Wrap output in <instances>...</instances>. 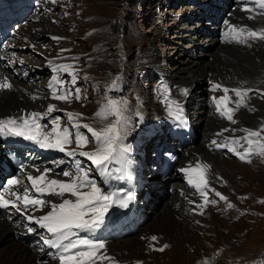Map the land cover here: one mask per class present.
<instances>
[{
	"label": "rangeland",
	"instance_id": "374dc122",
	"mask_svg": "<svg viewBox=\"0 0 264 264\" xmlns=\"http://www.w3.org/2000/svg\"><path fill=\"white\" fill-rule=\"evenodd\" d=\"M178 1L134 0V3H131L130 0H57L55 4L47 2L48 8L56 16L55 19L48 17L51 23L60 19V28L65 26L67 29L68 26H72L71 30L67 29L69 32L64 31L62 35H53L64 37L60 41L52 40V36L45 35L44 43L47 45V55L53 57L51 59H55L60 54V49L71 50L61 54L65 59L57 62H70L76 66L79 73L76 86L81 88L82 99L79 101L72 100L71 103L67 104L61 103V101L48 99L50 93L43 91L42 97L45 98H43L42 106L46 107L51 102L64 109L65 112L82 113L83 119L79 121L80 123H89L99 128L101 125L91 118L98 110V105L103 102L102 97L105 88L113 78L119 76L121 78L120 90L110 93V95L117 98L123 97L128 101L127 114L131 116L130 127L132 130L125 139V143L132 146L133 154L131 157H135L136 151H139L140 146L146 143V137L152 133L150 120L155 118L154 108L166 106L161 82L170 86L168 94L173 98L181 95L178 90L185 89L187 85L186 82H182L180 85L173 83L170 80L174 78L172 75L170 78L165 77L162 69L152 61L153 55H151L159 52L164 53L169 58L175 54L181 60L186 58L187 53L185 51L189 47H180L177 40L172 41L170 39L171 35L174 34L172 33L174 30L172 26L175 25L174 17L179 11V8L175 6ZM37 29L39 30L40 26ZM38 40L35 37H28L30 44L38 43ZM174 46L180 48L178 53H175L176 49L173 50ZM68 57H79V59L70 61L66 59ZM44 59L47 60V57ZM165 65L170 70L167 62L163 64V66ZM252 68L242 67L239 70L244 78L236 76V78L228 80L224 77H213L217 83L235 84L236 86H239V82L242 80L247 81L245 87L257 91L249 94L248 107L239 109L235 115L238 122L233 125L216 111L212 101L215 93L209 89L205 90L203 95L205 107L210 105L211 116L217 120L213 119L223 123L216 122L217 126L214 130H208L206 133L200 132L201 127L197 131V126L194 129L197 133L194 136L195 143L207 142L211 136L210 133L224 125L229 129L243 127L255 129L264 124V95L261 94L264 92V71L258 78V70L254 72ZM51 75L49 66H46L45 79ZM64 78L70 80L66 74H64ZM46 86L43 85L42 88L46 90ZM199 91L196 88L195 94H198ZM229 95L233 100L236 99L232 92H229ZM188 100L191 101V97ZM244 108L249 109L253 116H257L260 122L257 126H244L241 123L240 111ZM186 111L191 115L194 112V107L189 105L186 107ZM136 113H139V116ZM54 115H60L62 123L67 121L63 112L54 113ZM220 131L221 129L218 130V132ZM88 135L90 137V134ZM241 135L243 134L240 132L235 133V136ZM224 137L232 138L233 134L231 132L223 133L219 138L221 142H224ZM195 143H192L193 147L197 145ZM72 147L75 145L73 144ZM93 147L94 144L90 143L85 150H91ZM208 147L206 143V148ZM203 150H205V144ZM238 150L243 151L239 148ZM196 153L192 156L193 158L196 156L205 161L200 150H196ZM208 153L213 154L210 151ZM214 154L220 155V153ZM21 156L23 155L21 154ZM220 157L226 159L233 170H229V166L226 165L230 173L227 172L224 165L221 166L223 170L215 168L211 160L213 169L210 173L211 179L214 176L223 178V181L219 180L218 184H215L214 181L211 183L216 190L228 196L230 202H235V204L233 203L235 207L228 209L226 203L220 201L217 206L208 205L203 208L204 214L200 215L201 209L196 208L194 212V206L185 200L188 193L185 194L183 191L173 188L176 197L181 198L182 204H185L184 206L187 208L185 217L186 219L190 218V221L188 220L190 226L187 231L183 230H186L188 224L183 225L181 233L174 235V240L170 242L167 239L166 241L161 240L162 233L141 230L144 225L150 224L154 220L156 224L163 225L170 218H167V215L163 216V219H154L153 214L151 215L148 210L146 219L141 220L133 229L123 231L120 234L121 239L128 238L130 235L141 237L140 239L145 245L143 253L146 257L126 258L125 256H118L117 254L127 251L115 249L111 255H114L113 257L119 264H137V262H143V264H205V262L207 264H264V203L260 202L264 200V156L254 154L251 157V163L241 161L232 153L228 155V152L225 156L227 158L222 155ZM224 170L228 174L226 177L223 173ZM101 186L104 187V185ZM167 188L172 187L165 183L160 195L164 196L163 192H165L166 196L160 197L158 195L156 201V210H154L160 215L164 214L160 210L166 205L165 198L169 195ZM210 198L214 199L215 197L210 194ZM127 211L128 208H119V216H123ZM149 215H151V220ZM153 235L158 238L156 242L151 241ZM144 240L146 241L144 242ZM150 244H154L157 249L164 244L169 245V247L161 252L153 250L149 247Z\"/></svg>",
	"mask_w": 264,
	"mask_h": 264
},
{
	"label": "snow or ice",
	"instance_id": "6c2138e0",
	"mask_svg": "<svg viewBox=\"0 0 264 264\" xmlns=\"http://www.w3.org/2000/svg\"><path fill=\"white\" fill-rule=\"evenodd\" d=\"M36 2L39 3L40 0ZM45 2L55 4L57 0H45ZM240 10L248 13L247 20L264 18V0H243ZM243 19L245 17L241 18ZM224 23L227 26L223 33L225 43L251 47L253 42H264V25L254 27L244 23L229 21ZM51 39L60 41L64 37L52 36ZM6 48H15V45L0 44V49ZM70 51V49H60V54L55 59L46 60L52 73L46 86V90L50 93L47 98L66 104L71 103L72 100L82 99L81 88L76 86L79 79L76 66L70 62H57L65 59L61 54ZM66 59L76 61L79 57ZM0 61H4L6 67H14L17 63L22 66L25 63L15 51L10 55L0 54ZM16 74L28 77L29 72L17 70ZM64 74L70 77V80L65 79ZM120 79L119 76L113 78L105 88L103 102L98 105V110L91 118L101 125L99 128L89 123H80L79 121L83 119L82 113L65 112L51 102L46 107L42 106L43 110L21 109L17 113L0 116V138H20L40 149L58 151L67 158L53 161L54 166L49 167L38 165L29 167L21 163L18 167L19 178L14 174L0 187V209L8 212L10 219L11 214H19L26 233L38 237L36 243L39 251L44 252L45 248L49 249L46 255L58 264H119L113 256L107 254L106 242L94 236L105 226L110 208L127 209L135 198L131 189L116 188L110 183L113 180L129 178L128 166L131 163L132 146L125 143L126 137L132 130L131 116L127 114L128 101L126 98L110 95L120 90ZM247 83L242 80L239 86L231 89L221 83L211 85L214 92H223L220 97L212 98L216 111L233 125L238 122L235 115L239 109L248 107L249 94L257 91L245 87ZM161 85L168 116L176 127H186L187 120L182 103L168 94L169 85L164 82H161ZM13 88L14 84L8 77H0V90ZM178 91L186 96L189 90L185 88ZM229 92L234 94L235 100ZM261 94L264 95V92ZM29 95L34 101L45 98L37 94L29 93ZM230 103L234 104V107H230ZM58 112H63L66 116L65 123H62L60 115H53ZM136 115L139 116V113ZM226 132H231L233 137H224V142L213 139L211 144L215 148H226L241 161L248 163H251L254 154L264 156V124L255 129L224 128L216 135L222 136ZM237 132L243 135L235 136ZM90 143H93L94 147L85 150ZM73 144L75 147H72ZM238 148L243 151H239ZM163 155L171 157L170 153ZM113 165L116 167H112ZM209 168L208 164L197 162L194 167L189 165L180 169L186 175L188 185L195 189L201 198L202 203L199 204L190 201L195 205L194 212L196 208L201 209L200 215L204 214L203 208L216 205L218 201L225 202L228 209L235 207L228 196L213 187L207 177ZM217 179L223 181L222 177ZM101 185H107V188ZM210 194L218 200L211 199ZM46 196L57 199L53 201L46 199ZM260 202L264 203V200ZM157 239V236H151L152 242H156ZM149 247L162 252L169 245L164 244L158 249L154 244H150Z\"/></svg>",
	"mask_w": 264,
	"mask_h": 264
},
{
	"label": "bare ground",
	"instance_id": "6f19581e",
	"mask_svg": "<svg viewBox=\"0 0 264 264\" xmlns=\"http://www.w3.org/2000/svg\"><path fill=\"white\" fill-rule=\"evenodd\" d=\"M242 2L243 0H179L176 3V8H179V11L174 17L173 22L175 25L172 26L174 30L171 28L174 34L171 35L170 39H172V41L177 40V44L180 47H189L188 50L185 51L187 53V55L185 54L186 58L181 60L179 56L175 54L178 53L180 49L175 46L173 50L176 49V52L172 58L159 52L151 55H153L152 61L162 69L165 77L167 76L170 78L172 75L174 78L170 80L173 83L180 81L187 83L186 88L189 90L188 95H179L176 97L184 108L187 126L176 127L171 118L165 125H163V122L153 125V129L160 131L162 145L161 147H156L155 155L147 156L149 159L148 167L145 171L146 174H144L143 168L141 166L138 167L132 160L131 152V163L128 166L129 178L110 182L116 188L122 187L131 189L134 192L135 198L130 204V211L122 219H117L116 217L118 207L110 208L106 217L105 226L95 234L94 238L102 239L106 242L107 254L116 249L117 251H127L126 253L117 254L118 256H125L126 258L138 256L146 257L143 253L145 245L140 239L141 237L130 235L128 238L125 237L121 239L117 237L115 233V230L122 226L124 222H127V224L124 225L126 228L134 227L140 218L138 212L144 211V213H147L149 210L151 215L153 214L154 219H163V216L167 215V218L170 217L163 225L156 224V221L153 219L154 221L152 223L143 224L144 226L141 229L143 231L149 230L150 232L156 231L162 233V241H166L167 239L172 242L174 240V235H178L183 229V225L188 224L186 230H183L187 231L190 226V218L186 219L185 215L187 212L185 210L187 208L184 206L185 204H182L181 198H177L176 194L173 192L175 186L166 189L169 191V195L165 198L166 205L164 204L165 206L160 210L161 213L164 214L160 215V213L155 212L158 197L166 196L165 192H163L164 196L160 195L162 192V190L160 192L162 184H165L168 180H170V184L172 182L176 183L178 180L177 178L184 176V173L177 172V165L183 163L187 166L192 165L194 167L197 162L204 164V162L210 159L213 161L215 168L220 169L221 166L226 165L229 166V170H233L226 159L221 158L220 155L208 153V150L213 148L211 144L213 139L221 142V139H219L216 134H213V137L208 139L207 142L201 143L202 145L195 143L197 145L194 147L192 145L194 142L192 134L197 126V131L201 127V133L214 130L217 126L216 122L218 121L211 116L210 105L206 108L203 102L205 90L211 89V75L221 76L228 80H232L236 78V76L244 78V75H242L239 70L242 67L248 69L253 67L252 71L255 72L258 70L259 78L260 74L264 71V42H253L251 47L223 42V33L227 28L224 23L225 21H229L230 23H244L254 27L264 25V18L257 17L256 20L246 19L248 13L240 10ZM242 17H245V19L241 20ZM51 18H56L53 12H51ZM49 20L50 19L47 18L40 23L42 24V28L36 33L39 37L38 43L30 44L24 40L23 42H19L18 45V47L22 49L8 48V52L10 53L15 51L18 54L26 56L24 65L21 66L17 63L14 67H6L5 62L0 61V76L8 77L13 82L14 86H16L15 90H0V116L17 113L21 109L26 111L43 110V99L34 101L25 89L31 90L34 94L41 97L43 96V91H47L42 88V86L46 84L45 80H42L41 84H39V82L35 83L41 78V73L45 72V67L48 66L44 57H47V59L53 58L47 55L48 50L47 47H45L47 45L44 43L45 35H62L64 31H68L67 29H72V26H68L67 29L65 26L64 28H60V19H57L55 23H51ZM159 31L161 32V30ZM8 32L10 31L8 30ZM26 32L27 34L32 33L31 27H29ZM32 35L34 34L32 33ZM2 41L3 36L0 35V44H2ZM165 62L169 64L170 70L166 65L163 66ZM17 70H27L29 72L28 77L17 75ZM256 81L258 82V80ZM230 87L231 86L228 88ZM196 88L200 90L198 94H195ZM189 97H191L192 101L188 100ZM189 105L193 107L197 105V112L189 115L186 111V107ZM28 107H30V109H28ZM161 108L162 107H158L157 110H161ZM240 115L241 123L244 126H257L258 123H260L257 116L250 114L247 108L242 109ZM171 122L172 130L166 131ZM206 143L209 146L208 148H206ZM204 144L205 150H203ZM189 150L191 151L188 153ZM196 150L201 151L205 161L196 156L194 158L192 157L194 154H197ZM20 152H23L24 157H18V153ZM175 152H181L183 155H192L191 158L193 162L180 161L176 165L174 163ZM164 153H170L171 157L163 155ZM201 153H199V155H201ZM62 158L67 159L64 157V154L58 151L40 149L38 146L30 142H25L20 138H0V182L19 173V166H16L15 163L18 165L24 163L29 167L32 165L49 167L54 166L52 163L53 161ZM226 166L225 169H227ZM62 167H65V165H62ZM221 169L223 170V167ZM228 169L227 172H229ZM57 171H59V169H57ZM227 172L226 170L223 172L225 173V177L228 175ZM191 189L192 187H190V190ZM45 198L53 201L57 199L52 196H46ZM188 199L190 201H196L197 204L202 203L199 194L190 195ZM3 211L6 212L5 210ZM151 215H149V219ZM11 218H13L11 222L12 225L0 217V264H42V262H46V264H58L57 261L52 260L51 257L46 255V252L50 251L49 249L45 248L44 252L39 251V246L36 243L38 237L35 234L26 233L19 214H11ZM145 241L146 240H144V242Z\"/></svg>",
	"mask_w": 264,
	"mask_h": 264
},
{
	"label": "trees",
	"instance_id": "16d2710c",
	"mask_svg": "<svg viewBox=\"0 0 264 264\" xmlns=\"http://www.w3.org/2000/svg\"><path fill=\"white\" fill-rule=\"evenodd\" d=\"M130 2H131V3H134V0H130ZM123 28H124V27L122 26V29H123ZM124 30H125V29H124Z\"/></svg>",
	"mask_w": 264,
	"mask_h": 264
}]
</instances>
